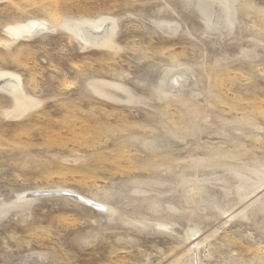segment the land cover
<instances>
[{"label": "rangeland", "instance_id": "1", "mask_svg": "<svg viewBox=\"0 0 264 264\" xmlns=\"http://www.w3.org/2000/svg\"><path fill=\"white\" fill-rule=\"evenodd\" d=\"M0 264H264V0H0Z\"/></svg>", "mask_w": 264, "mask_h": 264}, {"label": "bare ground", "instance_id": "2", "mask_svg": "<svg viewBox=\"0 0 264 264\" xmlns=\"http://www.w3.org/2000/svg\"><path fill=\"white\" fill-rule=\"evenodd\" d=\"M82 27H78V32L79 33H82L83 32V34H87V32H90V34H93V35H91V38L89 37V36H87L89 39H93L94 41H95V38H97V35L96 34H100V32H101V30H97V31H91L90 29H87V28H82ZM102 37H100L99 39H101ZM81 39H83V38H81ZM89 39H85L86 41H88ZM84 39H83V41H85ZM93 41V42H94ZM96 42H98V41H96ZM8 82V81H7ZM10 82V81H9ZM11 84V83H10Z\"/></svg>", "mask_w": 264, "mask_h": 264}]
</instances>
